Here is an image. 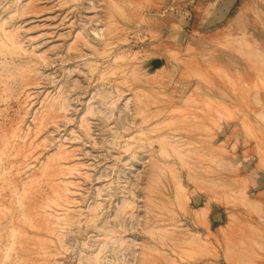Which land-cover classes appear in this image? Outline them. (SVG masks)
Returning a JSON list of instances; mask_svg holds the SVG:
<instances>
[{"label":"rangeland","instance_id":"1","mask_svg":"<svg viewBox=\"0 0 264 264\" xmlns=\"http://www.w3.org/2000/svg\"><path fill=\"white\" fill-rule=\"evenodd\" d=\"M0 45L2 264H264V0H0Z\"/></svg>","mask_w":264,"mask_h":264},{"label":"bare ground","instance_id":"2","mask_svg":"<svg viewBox=\"0 0 264 264\" xmlns=\"http://www.w3.org/2000/svg\"><path fill=\"white\" fill-rule=\"evenodd\" d=\"M9 39H10V38H9ZM6 42H7V41H6ZM10 43H12V41H10ZM8 44H9V42H8ZM1 45H3V44H1ZM1 45H0V46H1ZM12 45H13V44H12ZM19 45H20V43H19ZM8 46H9V45H8ZM3 47H4V46H3ZM4 49H5V48H4ZM10 49H11V48H10ZM5 50H6V49H5ZM7 208H8V207H7ZM196 209H197V208H196ZM14 212H15V211H14ZM19 213H20V211H19ZM124 214H125V213H124ZM19 216H20V215H19ZM94 216H95V215H94ZM65 219H66V218H65ZM67 219H68V218H67ZM69 220H70V219H69ZM3 222H4V221H3ZM67 222H68V221H67ZM0 223H1V222H0ZM64 223H65V222H64ZM71 224H72V223H71ZM17 226H18V225H17ZM6 228H7V227H6ZM10 229H11V228H10ZM12 232L14 233V230H13ZM8 234H9V233H7V235H8ZM10 234H11V232H10ZM7 235H6V236H7ZM12 235H13V234H12ZM12 235H11V236H12ZM10 238H11V237H10ZM8 243H9V242H8ZM11 244H12V243H11V241H10V244H9V245L7 244V247L10 246ZM0 246H1V245H0ZM17 246H18V245H17ZM7 247H6V248H7ZM10 249H11V248H10ZM3 250H4V248H3ZM3 250H2V251H3ZM7 250H9V248H7L6 251H7ZM12 254H13V253H12ZM13 255L15 256V254H13ZM16 255H17V254H16ZM6 256H8V255H6ZM3 257H4V255H3ZM4 258H5V257H4ZM4 258H2V259H4ZM6 258H7V257H6ZM83 258H84V257H83ZM95 258H96V257H95ZM14 259H15V257H14ZM103 259H104V258H103ZM100 260H101V259H100ZM100 262H101V261H100ZM0 263H1V262H0ZM3 263H4V262H3ZM13 263H14V262H13ZM1 264H2V263H1Z\"/></svg>","mask_w":264,"mask_h":264}]
</instances>
